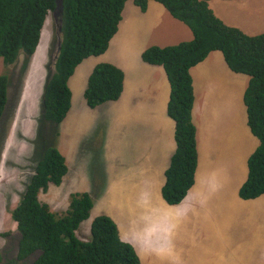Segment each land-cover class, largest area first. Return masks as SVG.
I'll list each match as a JSON object with an SVG mask.
<instances>
[{
  "label": "rangeland",
  "instance_id": "rangeland-1",
  "mask_svg": "<svg viewBox=\"0 0 264 264\" xmlns=\"http://www.w3.org/2000/svg\"><path fill=\"white\" fill-rule=\"evenodd\" d=\"M209 4L226 24L251 35L264 32V0H211ZM122 16L106 52L84 59L70 77L71 108L61 123L44 119L45 86L55 72L53 13L45 21L32 56L21 54L11 65L0 57V75L7 73L10 78L8 102L0 119V252L8 243L7 235L17 230L11 211L50 146L64 155L68 172L62 184H51L41 192L40 200L54 212H65L73 193H91L95 200L91 215L76 231L81 240H91L94 219L106 214L116 221L124 240L135 241L166 205L161 188L176 140L172 124L157 119V115L166 117L164 109L145 104L137 110L123 109L114 100L91 107L85 90L94 68L109 62L125 74L121 99H140L142 93L138 91L146 89L153 90L154 95L158 84L147 74L166 79L167 74L162 66L147 68L143 52L153 45L163 47L191 40L194 34L159 1H150L143 11L134 0H127ZM171 23H179L189 32L178 35ZM219 52L223 62L205 61L200 65L211 72L214 79L208 80L214 85L200 91L195 86L193 108L201 159H224L219 172L213 174L214 170L200 162L196 173V188L203 185L212 190V208L210 212L199 210L194 224L180 229L178 241L170 239L168 245L176 247L175 254H158L135 246L141 264H264V195L251 202H236L232 195L247 178L248 159L260 143L248 125L244 100L251 77L233 74ZM165 87L170 98L169 82ZM141 121L148 126L142 134L137 125ZM247 129L251 133L247 134ZM185 218L175 216L183 225Z\"/></svg>",
  "mask_w": 264,
  "mask_h": 264
},
{
  "label": "trees",
  "instance_id": "trees-1",
  "mask_svg": "<svg viewBox=\"0 0 264 264\" xmlns=\"http://www.w3.org/2000/svg\"><path fill=\"white\" fill-rule=\"evenodd\" d=\"M145 11L149 0H134ZM193 31V39L176 45L148 47L143 60L164 66L170 82L168 114L175 120L176 150L166 170L162 197L166 203L183 202L196 179L197 127L193 122L195 92L191 68L213 50H220L235 72L251 79L244 100L248 124L260 143L248 159V176L239 190L243 199L264 195V32L251 35L219 18L209 0H155ZM127 0H64L61 49L55 72L44 91V119L61 123L71 108L69 79L87 57L106 52L117 33ZM56 0H0V57L14 64L21 54L32 56L41 40ZM217 12V11H216ZM124 71L105 62L91 73L85 90L89 106L117 100L124 90ZM10 78L0 75V119L8 102ZM68 172L66 158L56 146L46 149L24 194L11 211L22 234L21 257L40 250L32 264H141L134 245L121 237L109 215L96 217L92 238L81 240L76 231L88 219L95 200L89 192L72 194L65 212H54L40 200L51 184H62Z\"/></svg>",
  "mask_w": 264,
  "mask_h": 264
},
{
  "label": "crops",
  "instance_id": "crops-1",
  "mask_svg": "<svg viewBox=\"0 0 264 264\" xmlns=\"http://www.w3.org/2000/svg\"><path fill=\"white\" fill-rule=\"evenodd\" d=\"M150 1H155V0H149ZM148 2V3H149ZM172 25L176 26V30L178 32V35H181L185 32H189L188 29H186L183 25L179 23H171ZM182 37V36H181ZM220 50H213L211 53V56H209L206 60H203L199 62L198 64L194 65L190 72L192 75L193 79V85H194V92H195V86L198 91L203 90L207 86H213L214 83H211L208 80V77L213 78L211 72H208L207 69L202 68L200 65L204 63L205 61H210L211 64H218L219 60L223 62V58L221 57V54L219 52ZM145 62V61H144ZM147 68H155V67H161L162 65H157V64H150L145 62ZM228 65V64H227ZM164 67V66H162ZM228 69L236 75H239V72L233 71L229 66ZM166 72V70H165ZM167 74V73H166ZM148 78L151 80H154L158 85L156 86V89L154 91V95H151L153 90L146 89V90H139L138 92H141L142 94H139L140 99H121L124 92H125V82H124V90L121 95V97L118 100H115L118 102L119 105L123 106V109L127 108H134L138 109L140 105L144 106V104L150 108L152 106V109L156 110H163V113L166 114V117L163 115H160L157 119H160L163 122L166 123H171L172 127L174 129L175 133V128H176V123L175 120L168 114V107L166 108L167 103L169 102V97L167 95V87L166 82H169L168 76L167 79L165 76H163V80L161 77L155 74V77L152 73L147 74ZM214 79V78H213ZM125 81V79H124ZM158 81V82H157ZM170 84V82H169ZM149 93V94H146ZM162 97H167L168 100H165ZM196 97V96H195ZM123 100V101H122ZM196 100V99H195ZM195 105V102H194ZM205 106L206 103H204ZM194 108V107H193ZM174 120V121H173ZM139 128L140 134L145 133L146 128L148 127L147 124L143 121L137 124ZM249 125V124H248ZM250 127V126H249ZM246 129V128H245ZM246 133H251L249 129L246 130ZM138 134V132H137ZM253 134V133H252ZM253 136H255L253 134ZM238 137V134H237ZM247 137V136H246ZM256 137V136H255ZM256 139V138H254ZM176 140V139H175ZM198 142V141H197ZM174 147H176V141L174 142ZM199 148V146H198ZM254 149V146L253 148ZM199 153V150H198ZM224 159H208V160H202L201 156L199 154V159H198V166L200 165V162H205L206 166L208 168H211L213 171V174L219 172L218 167L221 165H224V162H222ZM198 169V167H197ZM197 173V170H196ZM248 173V171H247ZM247 178L244 177V180H242V184ZM196 183V181H195ZM194 183V184H195ZM165 184V183H164ZM163 184V186H164ZM162 186V187H163ZM212 190L208 187L203 188V185L199 188H196L195 185L192 186L190 191L188 192V195L186 198L181 202L180 204L176 205H170L166 203V205L163 207L162 212H160L157 215L156 221L153 220L152 226H150L148 229L141 231L136 236L135 241H128L132 243L135 246H138L142 248L143 250H149L156 252L158 254H162L164 251H168V254H175L177 252L176 247H170L168 245V242L170 241L171 238H174L176 241L180 239L181 236V228L186 227L188 223H193V218L197 215L199 210H203L204 212H210L212 208V195H210V192ZM161 193H162V188H161ZM233 197L235 198L236 202H251L257 200V198L253 199H243L239 195V189L236 194H232ZM260 197V196H259ZM205 201V203L203 202ZM165 201V200H164ZM249 210H243L244 213L248 212ZM176 215H183L186 216L184 219L183 223L185 225L181 224L180 222L176 221L175 216ZM221 216V215H220ZM219 216V217H220ZM219 217L216 219V224L219 227ZM175 250L171 252L173 249ZM163 251V252H161ZM262 258V256L260 257ZM255 262H252L251 264H254Z\"/></svg>",
  "mask_w": 264,
  "mask_h": 264
},
{
  "label": "flooded vegetation",
  "instance_id": "flooded-vegetation-1",
  "mask_svg": "<svg viewBox=\"0 0 264 264\" xmlns=\"http://www.w3.org/2000/svg\"><path fill=\"white\" fill-rule=\"evenodd\" d=\"M8 243L0 252V264H32L40 254V250L28 253L21 257L22 234L18 229L7 235Z\"/></svg>",
  "mask_w": 264,
  "mask_h": 264
},
{
  "label": "water",
  "instance_id": "water-1",
  "mask_svg": "<svg viewBox=\"0 0 264 264\" xmlns=\"http://www.w3.org/2000/svg\"><path fill=\"white\" fill-rule=\"evenodd\" d=\"M56 8L55 10L52 12L55 18V22H56V52H55V57L58 56V53L61 49V42H62V14H63V8H64V0H56ZM55 62H56V58H55ZM54 62V63H55Z\"/></svg>",
  "mask_w": 264,
  "mask_h": 264
},
{
  "label": "clouds",
  "instance_id": "clouds-1",
  "mask_svg": "<svg viewBox=\"0 0 264 264\" xmlns=\"http://www.w3.org/2000/svg\"><path fill=\"white\" fill-rule=\"evenodd\" d=\"M210 1H211V0H209V2H210ZM172 16H173V15H172ZM173 17H174V16H173ZM176 19H177V18H176ZM178 20H179V19H178ZM180 21H181V20H180ZM192 39H193V38H192ZM207 57H208V56H207ZM207 57H206V58H207ZM55 58L57 59V57H55ZM206 58H205V59H206ZM205 59H204V60H205ZM54 60H55V59H54ZM88 81H89V80H88ZM122 93H123V92H122ZM120 97H121V96H120ZM117 100H118V99H117ZM114 101H115V100H114Z\"/></svg>",
  "mask_w": 264,
  "mask_h": 264
}]
</instances>
